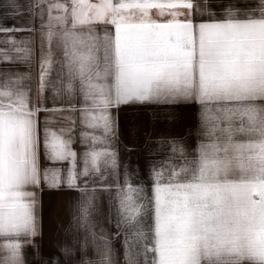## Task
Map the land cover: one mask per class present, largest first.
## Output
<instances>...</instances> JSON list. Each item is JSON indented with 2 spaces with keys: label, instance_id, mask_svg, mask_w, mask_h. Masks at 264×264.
<instances>
[{
  "label": "snow or ice",
  "instance_id": "snow-or-ice-1",
  "mask_svg": "<svg viewBox=\"0 0 264 264\" xmlns=\"http://www.w3.org/2000/svg\"><path fill=\"white\" fill-rule=\"evenodd\" d=\"M26 7L34 27H0L39 34L35 90L30 76L0 69V264H25L42 183L79 193L65 264H121L118 237L122 264H264V0H226L219 9L210 0H30ZM20 8L5 0L0 16L16 17ZM7 43L0 62H31L30 39ZM131 104L194 109V146L169 141L167 159L151 164L150 193L127 172L122 184L104 182L118 168L111 110ZM41 143L53 165L43 170ZM104 194L114 233L98 218Z\"/></svg>",
  "mask_w": 264,
  "mask_h": 264
},
{
  "label": "crops",
  "instance_id": "crops-1",
  "mask_svg": "<svg viewBox=\"0 0 264 264\" xmlns=\"http://www.w3.org/2000/svg\"><path fill=\"white\" fill-rule=\"evenodd\" d=\"M5 0H0V13L3 12ZM226 0H210L213 8L219 7ZM243 2V0H242ZM254 2V0H248ZM21 5L20 15L13 17L8 15L6 18L0 16V27H34L31 23L32 17L27 11V5L30 0H18ZM38 32L15 31L11 33L0 32V49H10L11 45L7 43L9 37L19 41L30 39L32 41L33 56L30 63L18 61L17 63L4 64L0 62V69H10L18 71L24 75L30 76L29 83L35 90L39 76V40ZM10 56L15 58V52H9ZM54 65L52 79L56 78ZM47 106H52L51 93ZM113 119L116 123V142L114 149L117 153V174L109 175L104 181L106 184H115L117 180L122 184L124 174L127 172L130 182L133 185H142L150 193L149 170L152 163L159 164L167 159L170 154L169 141H176L184 144L186 147L194 146L195 142V118L194 109L189 105H154V104H131L114 108L111 110ZM45 113L38 115L41 141L43 139V128ZM78 115V114H77ZM60 121L59 116L56 117ZM64 122H58L49 125L51 130L58 131ZM81 126L79 123L75 126L73 132V150L78 155L83 151L80 144ZM91 131V130H89ZM159 141V143H157ZM41 170L44 167H53L43 157V147L41 143ZM59 166V165H56ZM66 169V166H64ZM66 175V171H65ZM113 191L115 189L113 188ZM37 194V223L38 235L32 238L30 243L24 245L22 255L25 264H65L66 257L63 249L71 246L76 239L77 233L71 226L72 217L75 212V202L79 193L69 190L67 187L48 188L43 183L36 189ZM109 196L104 194L100 202L99 216L105 223L110 214ZM113 218L114 210H111ZM111 231L115 232L114 224L109 226ZM122 237L116 238L114 248L118 250L122 264V248L120 241ZM91 255V254H89ZM73 261L79 259V256L71 257Z\"/></svg>",
  "mask_w": 264,
  "mask_h": 264
}]
</instances>
